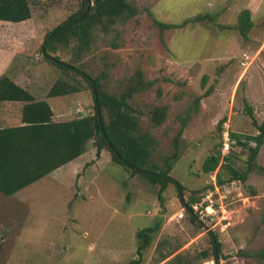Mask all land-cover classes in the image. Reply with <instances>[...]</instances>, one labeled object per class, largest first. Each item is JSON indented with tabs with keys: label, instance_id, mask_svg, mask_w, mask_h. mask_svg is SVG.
Returning <instances> with one entry per match:
<instances>
[{
	"label": "rangeland",
	"instance_id": "obj_1",
	"mask_svg": "<svg viewBox=\"0 0 264 264\" xmlns=\"http://www.w3.org/2000/svg\"><path fill=\"white\" fill-rule=\"evenodd\" d=\"M29 1L31 17L25 23L0 22V40H23L22 45L6 42L0 48L15 52L7 70L9 77L37 98L46 99L55 120L77 117L84 111L93 113L92 89L84 79L49 64L39 51L45 34L66 19L69 10L48 5L50 0ZM128 1L137 7V14L107 33L96 29L89 52L77 56L70 43L50 54L92 76L104 71L102 82L110 92L117 90L123 77L141 69L152 84L129 102L141 112V131L151 132L159 141L153 157L173 152L180 131L179 157L170 174L184 185L185 199L201 190L196 194L199 207L208 202L206 193L212 190L211 215L198 217L201 225L193 222L174 184L167 186L160 200L157 186L131 176L128 169L111 160L106 149L97 158L90 140L74 160L14 194L0 192V264H131L133 259H138L135 264H154L160 253L176 248L175 253L197 254L193 264H215L212 257L199 255L211 247L209 231L221 242L219 264H264L251 256L264 247V174L253 171L245 181L234 179L220 186L217 171L226 178V168L203 171L207 155L218 149L222 153L225 130L244 136L257 133L246 105L256 121L263 119L264 0ZM247 6L254 10V26L244 38L234 25ZM205 12L213 13L217 23L233 27L205 19L161 32L154 22L179 23ZM243 52L249 55L245 66L240 64ZM58 78L82 90L46 97ZM197 96L201 100L194 106ZM158 104H166L168 109L165 120L155 126L150 111ZM17 112L15 105L0 106V118ZM224 117L223 133H219L218 122ZM231 144L235 141L229 142L227 152ZM248 154L247 148L236 145L232 165L243 169ZM257 162L264 166V142ZM212 182L217 189H202ZM157 221L160 227L150 244L137 254V231Z\"/></svg>",
	"mask_w": 264,
	"mask_h": 264
},
{
	"label": "trees",
	"instance_id": "obj_2",
	"mask_svg": "<svg viewBox=\"0 0 264 264\" xmlns=\"http://www.w3.org/2000/svg\"><path fill=\"white\" fill-rule=\"evenodd\" d=\"M48 5L69 10V14L61 23L48 31L39 51L43 58L51 65L63 72H72L81 76L90 86L93 93V113L79 115L66 120H55L54 112L46 99L37 98L26 87L13 81L8 73V66L15 54L14 50L0 49V105L13 104L18 108L16 123H0V192L14 194L36 180L49 174L56 168L74 160L80 156L87 147V143L93 140L95 154L98 158L103 149H106L112 161L124 166L131 176H139L147 183L157 186V194L162 200V194L167 186L174 184L177 196L182 206L193 222L201 225L198 214L193 211L192 205L199 201L196 195L201 190L190 193L188 199L184 198V185L170 174L173 164L178 159L177 140L180 131L173 142V152L153 157L159 147L158 139L148 131H141L138 115L141 113L131 104L130 99L141 90L148 88L152 82L144 79L141 69H137L132 75L123 77L118 81L117 90L110 92L105 88L102 79L105 72L90 75L83 69L62 60L58 55L52 56L58 46L67 47L73 44V51L77 56L89 52L95 39V30L107 33L117 23H125L137 14V7L128 0H50ZM31 17L29 0H0V22L10 21L22 25ZM207 19L219 26L213 13H198L191 17H185L179 23H168L154 19L155 24L162 32L165 29L184 27L189 23H197ZM25 20V21H24ZM23 21V22H21ZM9 25H12L8 23ZM254 26L251 11L242 9L234 27L244 37ZM21 39H1L0 48L6 42L22 45ZM4 50V52H3ZM6 55V56H5ZM82 90V87L58 78L48 89L46 97L67 95ZM206 92L204 95H207ZM201 100V96L194 99V106ZM246 112L252 117L256 127L255 134L243 135L229 131L231 149L226 154L217 152L207 155L203 171L208 173L218 167L226 168L229 175L224 178L222 172L217 171L216 183L220 186L225 181L239 179L245 181L248 175L256 171L264 174V166L258 164L257 155L264 142V116L258 122L249 105L245 106ZM168 106L166 104L155 105L150 111V120L153 125H160L166 118ZM188 117V113L186 115ZM226 118L218 122L219 133H223L222 123ZM186 119L182 121V127ZM254 142V145H250ZM222 144H219L221 147ZM242 146L249 151L243 169H237L232 165V150L236 146ZM224 161V162H223ZM214 188L213 182L202 189ZM160 227V221L152 226H147L137 231V254H141L151 242V236ZM211 247L199 253L201 258L212 257L215 264H219L221 242L217 236L209 231ZM176 249L160 253L154 264H193L197 254L177 252ZM264 263V247L252 252ZM138 262L133 259L131 264Z\"/></svg>",
	"mask_w": 264,
	"mask_h": 264
},
{
	"label": "built area",
	"instance_id": "obj_3",
	"mask_svg": "<svg viewBox=\"0 0 264 264\" xmlns=\"http://www.w3.org/2000/svg\"><path fill=\"white\" fill-rule=\"evenodd\" d=\"M248 58H249V55L246 53V52H243L242 53V57H241V60H240V64L245 66L248 64ZM224 134V139L225 141L223 142V150H222V153H225L227 152L228 150V145H229V142H230V136H229V132L227 130H225V132L223 133ZM215 182H213V186L215 187V189H217V187L215 186ZM213 189V188H212ZM212 190H209L207 193H206V197H207V201L208 202H204L203 205L201 207H199L198 205H200V202H195L193 205H192V208H193V211L196 212L198 214V217L200 218V216H208V215H211V211L213 210L212 207H213V202L210 198V195H211V192ZM209 197V198H208ZM211 210V211H210ZM207 211V212H205ZM209 217V216H208Z\"/></svg>",
	"mask_w": 264,
	"mask_h": 264
},
{
	"label": "crops",
	"instance_id": "obj_4",
	"mask_svg": "<svg viewBox=\"0 0 264 264\" xmlns=\"http://www.w3.org/2000/svg\"><path fill=\"white\" fill-rule=\"evenodd\" d=\"M249 8V10L251 11V13H253V8H251L250 6H247ZM262 49L264 48V43L261 45ZM10 105H13V104H3V105H0L1 107H4V106H10ZM5 110H3L4 112ZM2 114V113H1ZM17 119H18V114L17 115H8V114H3V116H1L0 120L2 121H6V123H16L17 122ZM15 120V122H14ZM9 123V124H11Z\"/></svg>",
	"mask_w": 264,
	"mask_h": 264
},
{
	"label": "water",
	"instance_id": "obj_5",
	"mask_svg": "<svg viewBox=\"0 0 264 264\" xmlns=\"http://www.w3.org/2000/svg\"><path fill=\"white\" fill-rule=\"evenodd\" d=\"M82 114L85 116V115H87V112H86V111H84Z\"/></svg>",
	"mask_w": 264,
	"mask_h": 264
}]
</instances>
